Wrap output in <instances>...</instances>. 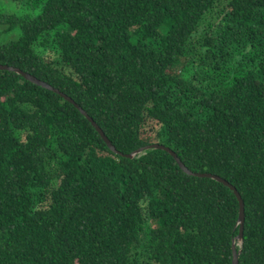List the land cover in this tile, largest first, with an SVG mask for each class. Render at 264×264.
I'll use <instances>...</instances> for the list:
<instances>
[{
	"label": "trees",
	"instance_id": "1",
	"mask_svg": "<svg viewBox=\"0 0 264 264\" xmlns=\"http://www.w3.org/2000/svg\"><path fill=\"white\" fill-rule=\"evenodd\" d=\"M13 1L38 13L0 12V64L122 154L233 185L264 264V0ZM122 154L0 70V264L233 263L229 187Z\"/></svg>",
	"mask_w": 264,
	"mask_h": 264
},
{
	"label": "water",
	"instance_id": "2",
	"mask_svg": "<svg viewBox=\"0 0 264 264\" xmlns=\"http://www.w3.org/2000/svg\"><path fill=\"white\" fill-rule=\"evenodd\" d=\"M0 70H11V71H15L19 74H22L26 79L30 80L31 82L42 86L44 88H47L49 90H52L56 93H58L59 95H61L65 100L71 102L72 104H74L81 112L83 115H85L88 120L96 127V129L98 130V132L101 134V136L103 137V139L105 140V142L108 144V146L110 147L111 150H113L116 153H120L122 154L120 151H118L116 149V147L112 144V142L110 141V139L107 137V135L105 134V132L102 130V128L96 123V121L87 113V111L79 106L77 103L74 102V100L72 98H70L69 96H67L66 94L60 92L58 89L52 87L50 84L36 78L35 76L31 75L28 72L23 71L22 69L18 68V67H14V66H9L7 64H0ZM152 150V149H157V150H164L168 153L171 154V156L176 160V162L178 163V165L180 166V168L188 175L190 176H195V177H199V178H210L213 180L218 181L219 183L224 184L225 186L229 187L236 195L238 202H239V219H238V224L240 225V230H239V235L238 237L234 240L233 242V263L232 264H239V254L237 250H236V241H238V243L241 245L244 241V225H245V203L244 200L242 199L240 193L237 191V189L231 185L229 182H227L226 180H224L223 178L217 176V175H213L210 173H194L191 170H189L180 160V158L178 157V155L172 151L170 148L164 146V145H160V144H153V145H145L142 146L140 148H138L137 150L133 151L132 153L129 154H122L125 155L127 157L133 158L134 156H136L137 154H140L146 150Z\"/></svg>",
	"mask_w": 264,
	"mask_h": 264
},
{
	"label": "rangeland",
	"instance_id": "3",
	"mask_svg": "<svg viewBox=\"0 0 264 264\" xmlns=\"http://www.w3.org/2000/svg\"><path fill=\"white\" fill-rule=\"evenodd\" d=\"M0 12L4 13H16V14H24V13H31L36 14L38 13L37 7H31V6H25L21 2H16L13 0H0ZM3 29L2 26H0V31ZM18 29L13 30V32L7 36L2 34L0 37V41H7L10 40L16 36H18Z\"/></svg>",
	"mask_w": 264,
	"mask_h": 264
}]
</instances>
